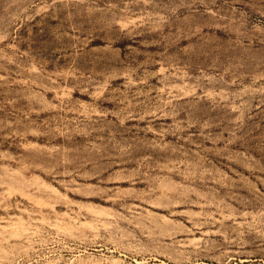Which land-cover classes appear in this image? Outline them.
<instances>
[{
	"label": "rangeland",
	"instance_id": "1",
	"mask_svg": "<svg viewBox=\"0 0 264 264\" xmlns=\"http://www.w3.org/2000/svg\"><path fill=\"white\" fill-rule=\"evenodd\" d=\"M0 264H264V0H0Z\"/></svg>",
	"mask_w": 264,
	"mask_h": 264
}]
</instances>
